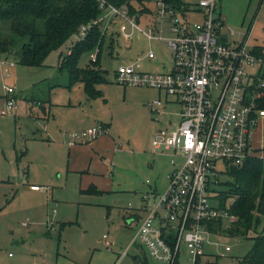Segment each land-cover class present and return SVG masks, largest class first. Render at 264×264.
Masks as SVG:
<instances>
[{"label": "rangeland", "instance_id": "374dc122", "mask_svg": "<svg viewBox=\"0 0 264 264\" xmlns=\"http://www.w3.org/2000/svg\"><path fill=\"white\" fill-rule=\"evenodd\" d=\"M155 1L131 0L144 28L148 20L140 8ZM218 4L230 42L246 38L249 45L264 46V0H218ZM119 7L130 10L126 3ZM99 20L105 36L98 67L106 80L97 84L103 95L90 98L83 83L69 87L67 72L59 69L60 56L73 40L51 51L43 65L22 64L16 52L27 36L13 33L10 21L0 19V31L13 45L11 53L0 54V62L4 61L0 63V264H116L135 234L137 225L130 226L128 217L141 205L143 194L155 185L159 191L167 186L170 155L156 149L152 140L159 128L177 124L179 105L167 101L163 91L119 82L116 72L122 63L144 71H167L172 52L162 39L140 35L129 23L127 30H121L125 21L111 16L108 8ZM170 34L167 27L162 29V37ZM152 49L156 56L149 58ZM92 53L81 56V66L92 60ZM260 64L264 69V54ZM9 86L14 93L8 92ZM35 86L43 92L33 93ZM48 89L52 105L46 103L44 111L30 98L43 97ZM11 97L17 107L5 111ZM158 97L164 104L154 112L149 102ZM99 124L109 129L96 143L98 137L70 144L72 132ZM261 140L264 118L252 135L253 144L263 148ZM219 178L231 179L227 173ZM34 183L43 188L31 189ZM93 185L102 192L83 191ZM207 240L204 264L215 260L241 264L253 245L251 238L223 234L209 233ZM226 245L231 249L226 251ZM186 256L183 245L180 264H193ZM148 258L149 264H166ZM134 262L131 255L121 260Z\"/></svg>", "mask_w": 264, "mask_h": 264}, {"label": "built area", "instance_id": "2783aa9c", "mask_svg": "<svg viewBox=\"0 0 264 264\" xmlns=\"http://www.w3.org/2000/svg\"><path fill=\"white\" fill-rule=\"evenodd\" d=\"M184 3L176 8L167 0H156L145 12L148 28H144L135 13L99 0L102 9L108 8L111 16L125 21L121 30H127L129 23L140 35L162 39L172 52L171 69L167 71H144L122 63L116 72L119 82L163 91L167 101L179 105L177 124L161 127L152 140L156 149L170 155L172 169L167 186L164 191L154 186L145 192L141 205L128 217V224L137 225L132 243L166 264H180L184 245L188 260L204 264L207 234L212 233L209 223L235 219L220 206L214 190L226 163L239 164L254 155L264 157V147L252 142L255 126L264 118V108L259 105L264 96V69L258 65L263 58L256 53L255 45H249L246 38L228 40L218 0ZM86 27L81 26V30ZM164 27L170 36H161ZM96 54H91L92 60ZM155 56L150 50L148 57ZM14 91L8 87L9 93ZM163 104L162 97L149 102L154 112H159ZM16 107L14 98H8L5 111ZM106 129L99 124L72 132L70 144L80 138H95ZM32 188L43 187L34 184ZM230 249L226 245L225 250ZM126 253L120 254L116 264H122Z\"/></svg>", "mask_w": 264, "mask_h": 264}, {"label": "trees", "instance_id": "16d2710c", "mask_svg": "<svg viewBox=\"0 0 264 264\" xmlns=\"http://www.w3.org/2000/svg\"><path fill=\"white\" fill-rule=\"evenodd\" d=\"M167 1L176 8L185 4L184 0ZM107 2L115 5L126 3L130 6V12L137 13L131 0ZM102 10L99 0H0V19L10 21L13 33L27 36L21 49L16 52L18 61L30 66L43 65L51 51L60 49L73 40L69 52L60 56L59 69L67 72L71 84L69 87L77 82L83 83L90 98L103 95L97 84L106 80L98 67L105 36L99 20ZM149 10L146 5L140 8L141 13ZM83 25L87 26L85 30H81ZM95 49L96 59L81 66V56L87 52L92 53ZM254 49L263 58L264 46L255 45ZM12 51L11 39L0 31V54ZM39 89L43 92L42 88L35 86L33 93ZM48 90V94L43 97L31 94L33 98H30L44 111L46 103L52 105L50 89ZM259 105L264 108V96L259 100ZM222 173H227L231 179L225 182L219 180L216 186L224 183L228 187L218 190L215 186L214 190L217 191L220 206L234 214L235 219L231 222L223 219L211 221L209 228L212 234L251 238L253 245L241 259V264H264V157L254 155L239 164L227 162ZM83 191L102 192L94 185ZM230 199H233L232 203H229ZM251 232L256 234L251 235ZM205 264H218V260L207 261Z\"/></svg>", "mask_w": 264, "mask_h": 264}, {"label": "crops", "instance_id": "0c3cea01", "mask_svg": "<svg viewBox=\"0 0 264 264\" xmlns=\"http://www.w3.org/2000/svg\"><path fill=\"white\" fill-rule=\"evenodd\" d=\"M69 52V51H68ZM48 110H50V107L48 108ZM106 131L104 132V133H107L108 131V129H109V127L108 126H106ZM160 129V128H159ZM158 131V130H157ZM156 131V132H157ZM155 132V133H156ZM154 133V134H155ZM98 137V138H97ZM97 137H95V138H97L96 140H95V143L99 140V135L97 136ZM101 139V138H100ZM262 141V143H264V141L263 140H261ZM264 152V151H263ZM11 179L9 178V181H10ZM34 184H36V183H34ZM34 184H32V185H34ZM32 185L30 186L31 187V189H33L32 188ZM39 185V184H38ZM155 186H157V185H155ZM33 190H39V189H33ZM131 226V225H130ZM133 238V237H132ZM132 238H131V240H130V242H129V244H128V246L126 247V249L125 250H127V253L122 257V259L124 258V257H126V256H128V255H131V257H132V259L135 261L134 262V264H149V258H148V253H147V251L144 249V248H141L140 246H139V244H137V243H132ZM132 247H135L134 248V250L131 252V248ZM124 250V251H125ZM123 251V252H124ZM12 253L11 252H9V255H11ZM120 256V255H119ZM119 256H118V258H119ZM121 259V260H122Z\"/></svg>", "mask_w": 264, "mask_h": 264}]
</instances>
